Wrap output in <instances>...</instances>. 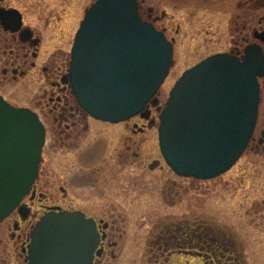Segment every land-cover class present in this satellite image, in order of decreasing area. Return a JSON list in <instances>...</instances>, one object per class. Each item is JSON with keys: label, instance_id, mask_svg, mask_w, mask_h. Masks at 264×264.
Segmentation results:
<instances>
[{"label": "water", "instance_id": "obj_1", "mask_svg": "<svg viewBox=\"0 0 264 264\" xmlns=\"http://www.w3.org/2000/svg\"><path fill=\"white\" fill-rule=\"evenodd\" d=\"M174 64V44L143 20L137 0H97L75 37L70 83L93 117L119 123L145 111ZM261 47L244 61L217 53L186 70L160 116L159 143L180 176L210 179L230 170L247 149L258 120ZM157 99H153V104ZM46 127L39 115L0 95V223L28 195L39 175ZM97 224L81 211H51L38 221L31 264H91Z\"/></svg>", "mask_w": 264, "mask_h": 264}, {"label": "flooded vegetation", "instance_id": "obj_2", "mask_svg": "<svg viewBox=\"0 0 264 264\" xmlns=\"http://www.w3.org/2000/svg\"><path fill=\"white\" fill-rule=\"evenodd\" d=\"M74 1L77 0H0V95L16 105L5 93L20 89L36 73L39 82L44 81L43 98L47 105L41 107L42 112L48 107L53 121L51 129L45 125L46 144L38 178L31 192L3 221L6 223L0 241L5 239L6 243L12 242L13 247L12 254L0 255V262L3 264L10 261L13 264H31L28 249L33 229L51 211H81L95 220L100 240L91 264H120L126 253L127 229L124 225L127 222L121 215L125 208L117 198L116 201L110 199L112 181L122 178L118 176L123 165H139L143 168L145 162L140 161V149L144 139L140 137L148 134L152 128L158 130L159 117L165 104H160L159 91L157 103L151 102L147 108L148 117L142 112L120 123L95 119L79 105L73 94L69 72L72 47L80 24L75 31L74 28H70L69 34L66 31L69 45L66 49L58 46L51 54L48 52L54 47L56 32L62 34L63 15ZM95 1L89 0L91 5ZM242 1L250 3L256 9H264V0ZM139 5L143 17L150 20L142 10V2L139 1ZM239 6L244 8V4L240 3ZM89 8H85L83 17ZM253 9L255 10L247 8L248 21L241 24L233 34L232 46L219 52L230 53L244 61L248 47L258 45L264 55V27L255 26L258 18ZM147 14L150 15L148 12ZM151 14L155 15L153 12ZM157 18L156 15L155 20ZM259 20L264 21V17ZM64 43L65 37L62 40L63 46ZM260 95L261 107L264 102V76L260 79ZM94 122L99 125L96 126ZM43 123L45 124L44 121ZM96 137L98 140H95ZM257 143L264 148V121ZM107 144L112 149L111 154H115L113 158L102 156ZM46 146L54 147L55 152L60 154L55 167L52 159L50 161L44 157ZM162 161L152 159L147 166L150 170H155L161 167ZM79 164L81 165L78 166ZM167 219L168 221L161 220L159 226H155V233H150L146 252L150 249L151 240L154 242L153 251L150 255L146 253L147 256L142 261L169 264L177 252L187 258L194 256L192 246H189L191 235L187 232L190 223L170 222V218ZM228 239L220 233L216 235L212 230H207L203 236L197 237L195 254L202 257V264H247L245 255L236 248L233 239H229V246L224 243Z\"/></svg>", "mask_w": 264, "mask_h": 264}, {"label": "rangeland", "instance_id": "obj_3", "mask_svg": "<svg viewBox=\"0 0 264 264\" xmlns=\"http://www.w3.org/2000/svg\"><path fill=\"white\" fill-rule=\"evenodd\" d=\"M139 1L142 2L141 7L146 17L165 30L169 39H175L174 65L168 78L172 81L169 84L167 79L161 88L158 94L160 104H165L176 80L187 68L232 46L233 34L241 24L248 21V7L255 8L253 13L258 18L255 26L264 27V21L259 20L264 17V9H256L257 7L242 0ZM91 3L89 0H77L69 6V10L63 15L62 34L56 32V42L48 51L49 54L61 46L65 49L69 46L66 31L69 34L70 28H77L85 8L90 7ZM240 3L244 4V8L239 6ZM156 15L158 18L155 20ZM38 77L36 73L32 74L23 87L12 90L11 93L8 91L5 95L17 106H28L39 113L47 128L51 129L53 121L48 107L44 112L41 108L47 105L43 98L44 81L39 82ZM263 121L264 102L260 107L257 129L248 149L230 171L211 180L177 175L163 160L158 130L152 128L148 134L141 135L140 138L144 139L140 149V161L145 162L143 168L139 165H123L121 176H118L122 178L115 182L111 179L114 184L112 183L110 199L116 201L117 198L120 201V205L125 208L121 215L127 222L124 225L127 229V248L120 264H152L153 261H142L143 257L146 258V253H152L154 247L151 240L150 249L146 252V243L155 226L161 220L168 221L167 218H170V222L196 223L201 229L212 230L216 235L220 233L221 236L233 239L236 248L245 255L247 264H264V148L257 143ZM94 124L99 125L98 122ZM97 137L95 140H98ZM111 150L107 144L102 156L113 158L115 154H111ZM44 152V157L50 161L52 159L55 167L60 154L55 152L54 147L49 146H46ZM152 159L163 160L161 167L150 170L147 163ZM5 223H0V238H3L1 232ZM229 239L224 240L227 246ZM6 241H0V255L13 253L12 242ZM202 263V257H197L196 254L187 258L178 252L169 261V264Z\"/></svg>", "mask_w": 264, "mask_h": 264}, {"label": "trees", "instance_id": "obj_4", "mask_svg": "<svg viewBox=\"0 0 264 264\" xmlns=\"http://www.w3.org/2000/svg\"><path fill=\"white\" fill-rule=\"evenodd\" d=\"M190 222V228L187 230L188 233H190L191 235V242L189 244V246H192L191 247V251L193 253V255H195V252H197V249H195V247H198L197 246V237H201L203 236L207 230L205 229H201L198 224ZM199 250V249H198Z\"/></svg>", "mask_w": 264, "mask_h": 264}, {"label": "bare ground", "instance_id": "obj_5", "mask_svg": "<svg viewBox=\"0 0 264 264\" xmlns=\"http://www.w3.org/2000/svg\"><path fill=\"white\" fill-rule=\"evenodd\" d=\"M75 29H76V28H74V31H75ZM168 78H169V76H168ZM168 78H167V79H168ZM167 79H166V81H167ZM166 81H165V82H166ZM171 81H172L171 78L168 79V83H169V84L171 83ZM165 82H164V84H165ZM229 171H230V170H229Z\"/></svg>", "mask_w": 264, "mask_h": 264}]
</instances>
